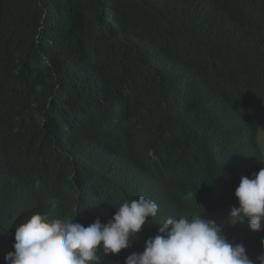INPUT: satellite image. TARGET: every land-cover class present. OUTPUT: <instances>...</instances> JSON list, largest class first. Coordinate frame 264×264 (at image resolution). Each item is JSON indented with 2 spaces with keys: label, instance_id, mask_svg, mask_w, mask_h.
I'll return each mask as SVG.
<instances>
[{
  "label": "trees",
  "instance_id": "16d2710c",
  "mask_svg": "<svg viewBox=\"0 0 264 264\" xmlns=\"http://www.w3.org/2000/svg\"><path fill=\"white\" fill-rule=\"evenodd\" d=\"M263 42L264 0H0V187L62 218L94 171L158 178L150 226L201 216L259 255L227 217L264 167Z\"/></svg>",
  "mask_w": 264,
  "mask_h": 264
},
{
  "label": "clouds",
  "instance_id": "9594fccd",
  "mask_svg": "<svg viewBox=\"0 0 264 264\" xmlns=\"http://www.w3.org/2000/svg\"><path fill=\"white\" fill-rule=\"evenodd\" d=\"M260 51L264 55L263 44ZM263 157L264 152L261 160ZM94 173L90 178L98 189L90 194L91 204L81 200V211L64 204L73 213L58 218L32 211L30 202L27 211L35 214L27 220L22 217L16 228V194L0 187V225L14 242V251L0 249V264H105V258L118 259L120 264H264V240L259 255L250 252L243 243L232 241L215 220L181 216L150 226L148 219L156 216L158 205L145 194L158 178L124 174L105 182L101 170ZM115 187L123 195L122 201L113 200ZM234 195L238 206L230 208L227 223L246 220L252 232L264 230V167L251 178L242 176ZM95 197L104 199L96 206H109L106 212L112 217L107 222L103 216L88 215L96 209ZM140 232L144 237L153 236L152 232L157 235L141 242Z\"/></svg>",
  "mask_w": 264,
  "mask_h": 264
},
{
  "label": "bare ground",
  "instance_id": "6f19581e",
  "mask_svg": "<svg viewBox=\"0 0 264 264\" xmlns=\"http://www.w3.org/2000/svg\"><path fill=\"white\" fill-rule=\"evenodd\" d=\"M263 48H264V42H263ZM262 132H264V129H262ZM61 147H63V143H61ZM262 152L263 151L259 152L258 155H257V157H259L258 162H261ZM103 168H104V171H105L104 163H103ZM156 187H157V189L159 191H163L166 194L165 185L163 183H161L160 180L157 181ZM116 188L118 190H115ZM122 196L123 195H120V193H119V188L118 187H115L114 188V191H113V198H114L113 200L116 201V202H118V198H119L122 201V198H120ZM31 201H32V199L31 198H27V197H23L21 200L15 199V214L13 215V223H14V227L15 228L20 225L21 220H22L21 219L22 217L25 216L24 218H25V220H27V219L30 218V216L32 214H35V213H32L31 211H27L28 205H29V203ZM169 201L172 204V209H173V211L175 213H178V212L182 213V210L178 207V205L175 202H172L171 200H169ZM91 203H92V201H90V202L88 201V204H91ZM119 203H120V201H119ZM120 205H121V203H120ZM139 234L143 235L141 232ZM155 234H157V233H153L152 232V235H155ZM151 237H153V236L144 237V238H142V241L141 242H143L144 240H147V239H149ZM13 243H14L13 240L9 239L7 233H5L3 231V225H0V249L7 250L8 252L14 251V249H13ZM139 251H140V249H138V252Z\"/></svg>",
  "mask_w": 264,
  "mask_h": 264
},
{
  "label": "rangeland",
  "instance_id": "374dc122",
  "mask_svg": "<svg viewBox=\"0 0 264 264\" xmlns=\"http://www.w3.org/2000/svg\"><path fill=\"white\" fill-rule=\"evenodd\" d=\"M257 141L264 147V135L260 134Z\"/></svg>",
  "mask_w": 264,
  "mask_h": 264
}]
</instances>
